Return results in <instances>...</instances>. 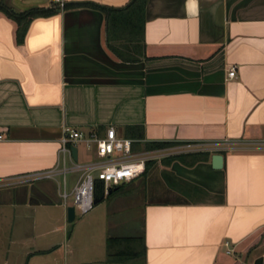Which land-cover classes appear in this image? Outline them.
<instances>
[{
	"label": "crops",
	"instance_id": "crops-1",
	"mask_svg": "<svg viewBox=\"0 0 264 264\" xmlns=\"http://www.w3.org/2000/svg\"><path fill=\"white\" fill-rule=\"evenodd\" d=\"M6 1L17 11L48 3ZM78 2L129 0H65ZM128 29L68 8L33 19L18 45L0 12V264H264V152L228 153L218 171L209 155L151 165L94 204L70 251L60 194L77 174L17 182L57 164L64 126L123 137L139 126L136 149L264 137V0H147L143 40ZM110 236L139 255L109 261Z\"/></svg>",
	"mask_w": 264,
	"mask_h": 264
},
{
	"label": "built area",
	"instance_id": "built-area-1",
	"mask_svg": "<svg viewBox=\"0 0 264 264\" xmlns=\"http://www.w3.org/2000/svg\"><path fill=\"white\" fill-rule=\"evenodd\" d=\"M48 4L63 10L65 0H48ZM236 70L231 67L228 78L235 77ZM141 140L118 136L114 127L106 128L104 135L95 132L83 133L69 126H64L59 139L57 164L48 170L36 171L17 176V182L26 183L38 179H51L57 175L63 177L76 173L77 178L70 194L63 190L60 194L65 202L70 195L75 213L85 214L93 208L94 195L106 196L115 186L133 181L147 171L151 165L166 159L191 154H221L236 152H264L263 138H230L170 142L171 144L152 149H133V143ZM83 144L93 153L94 158L85 162L74 161L70 147ZM67 161H70L68 165Z\"/></svg>",
	"mask_w": 264,
	"mask_h": 264
},
{
	"label": "trees",
	"instance_id": "trees-1",
	"mask_svg": "<svg viewBox=\"0 0 264 264\" xmlns=\"http://www.w3.org/2000/svg\"><path fill=\"white\" fill-rule=\"evenodd\" d=\"M147 0H129V2L120 8L105 7L97 5L94 3L81 2V3H65L63 10L68 8H77V7H92L99 9L106 15L107 24L111 30H119L124 28H129L133 34V39L138 41L143 40L144 24H145V6ZM61 11L55 5L45 4L43 6H31L21 11L15 10L12 6L7 4L6 0H0V12L3 13L9 20L14 23V36L15 41L18 45H21L24 40L25 33L28 29L30 22L38 17H49L57 12ZM124 136L131 139H141L142 132L139 126H126L124 128ZM135 143H133L134 145ZM171 144L167 141H151L145 142L142 148L152 149L156 147H163ZM140 148V147H139ZM137 148V149H139ZM133 149H136L133 146ZM208 154H191L187 155L190 157H195L196 159H205ZM183 156H178L181 158ZM166 159L164 161H168ZM151 166V163H148L147 169ZM145 174V173H144ZM143 174V175H144ZM112 189L109 190L111 192ZM109 194V193H108ZM126 237L117 238V237H108L106 241L107 245V259L109 261L116 258L123 257H133L138 256L137 252H126L124 250L117 251L116 246L118 243L128 241Z\"/></svg>",
	"mask_w": 264,
	"mask_h": 264
},
{
	"label": "rangeland",
	"instance_id": "rangeland-1",
	"mask_svg": "<svg viewBox=\"0 0 264 264\" xmlns=\"http://www.w3.org/2000/svg\"><path fill=\"white\" fill-rule=\"evenodd\" d=\"M78 150H79L81 162H82L83 158H86V160H87V157L89 156L91 151L86 149L83 144H78ZM73 176H74L73 174H69V173L66 174V178L69 182H71V179ZM69 188L70 187L68 186L66 190L69 191ZM107 201H108L107 199H104V200L98 202L97 205H99L100 203L103 202L104 204H102V205L105 207L106 203H108ZM67 203L69 206H71L73 204L72 196H68ZM95 205H93V207H94L93 209H91L89 212H87L85 214L81 215V214L75 213L74 220L72 222L68 223L67 225H65L68 229V234L72 235V240H71L72 242L69 241V251L73 250L72 243L74 244V241H78V239L81 237V231L84 230V225L86 224V222L90 221L91 216L96 213L97 209H99V208H97V206L95 207ZM98 207H101V206H98ZM123 216L125 217L126 214H124ZM226 248H228V247H223L224 250ZM76 256H77L76 257L77 260H82L81 259L82 255L80 256L78 253Z\"/></svg>",
	"mask_w": 264,
	"mask_h": 264
},
{
	"label": "water",
	"instance_id": "water-1",
	"mask_svg": "<svg viewBox=\"0 0 264 264\" xmlns=\"http://www.w3.org/2000/svg\"><path fill=\"white\" fill-rule=\"evenodd\" d=\"M44 4L39 3L37 5H32V6H43ZM147 18V15H146ZM70 151H71V155L74 161L77 160V148L75 146H71L70 147ZM227 157L226 155L223 156L221 154H212L210 156V166L213 170H221L223 167V163H225ZM109 193V192H108ZM104 195L100 194V195H94V199H93V203L97 204L98 202H100L102 199H104ZM75 218V211H74V207L73 205L67 207L66 210V220L68 223L72 222Z\"/></svg>",
	"mask_w": 264,
	"mask_h": 264
}]
</instances>
